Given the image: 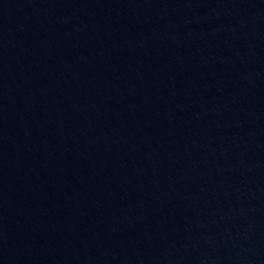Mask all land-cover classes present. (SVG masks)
I'll list each match as a JSON object with an SVG mask.
<instances>
[{"label": "water", "instance_id": "95a60500", "mask_svg": "<svg viewBox=\"0 0 264 264\" xmlns=\"http://www.w3.org/2000/svg\"><path fill=\"white\" fill-rule=\"evenodd\" d=\"M0 264H264V0H0Z\"/></svg>", "mask_w": 264, "mask_h": 264}]
</instances>
